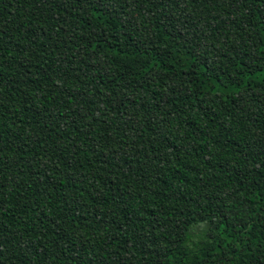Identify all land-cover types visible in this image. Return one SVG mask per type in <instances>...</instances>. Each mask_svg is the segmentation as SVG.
<instances>
[{"label":"trees","instance_id":"1","mask_svg":"<svg viewBox=\"0 0 264 264\" xmlns=\"http://www.w3.org/2000/svg\"><path fill=\"white\" fill-rule=\"evenodd\" d=\"M0 264H264V0H0Z\"/></svg>","mask_w":264,"mask_h":264}]
</instances>
